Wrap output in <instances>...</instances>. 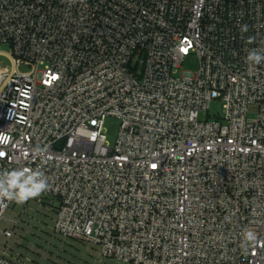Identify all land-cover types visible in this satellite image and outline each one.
I'll use <instances>...</instances> for the list:
<instances>
[{
  "label": "built area",
  "instance_id": "obj_1",
  "mask_svg": "<svg viewBox=\"0 0 264 264\" xmlns=\"http://www.w3.org/2000/svg\"><path fill=\"white\" fill-rule=\"evenodd\" d=\"M252 50L264 0H0V173L42 172L55 234L111 262L264 264ZM193 55L197 72L180 73ZM14 202L0 201L7 240ZM0 264L22 263L2 248Z\"/></svg>",
  "mask_w": 264,
  "mask_h": 264
},
{
  "label": "rangeland",
  "instance_id": "obj_2",
  "mask_svg": "<svg viewBox=\"0 0 264 264\" xmlns=\"http://www.w3.org/2000/svg\"><path fill=\"white\" fill-rule=\"evenodd\" d=\"M8 49L7 45L1 47L3 51ZM3 58L0 56V60ZM198 67V58L193 55L186 59L180 73H196ZM20 70L26 72L30 69L22 66ZM217 111L215 109L211 112L214 114ZM257 113V106L249 107V118H254ZM105 126L108 140L113 144L120 123L116 118H108ZM53 205L50 200L39 202L38 198L29 199L23 204L15 201L7 213V219L12 222H5L13 235L7 240L0 234V250L6 248L22 264H117L101 257L98 249L88 243L56 235L53 229Z\"/></svg>",
  "mask_w": 264,
  "mask_h": 264
},
{
  "label": "clouds",
  "instance_id": "obj_3",
  "mask_svg": "<svg viewBox=\"0 0 264 264\" xmlns=\"http://www.w3.org/2000/svg\"><path fill=\"white\" fill-rule=\"evenodd\" d=\"M248 30L247 25L241 26V32ZM252 38H249L251 41ZM247 61L253 64L264 62V54L260 51L252 50L247 56ZM6 142L0 139V143ZM40 151V149H37ZM23 177V179H22ZM48 188V183L39 170L33 171L30 168L13 170L11 172L0 173V201L5 199L15 200L18 204H23L29 199L40 196ZM244 246L256 242V235L251 230L243 233Z\"/></svg>",
  "mask_w": 264,
  "mask_h": 264
},
{
  "label": "snow or ice",
  "instance_id": "obj_4",
  "mask_svg": "<svg viewBox=\"0 0 264 264\" xmlns=\"http://www.w3.org/2000/svg\"><path fill=\"white\" fill-rule=\"evenodd\" d=\"M53 79H55V77H53ZM0 155H2V153H0Z\"/></svg>",
  "mask_w": 264,
  "mask_h": 264
}]
</instances>
